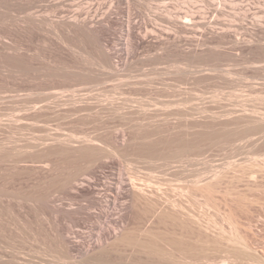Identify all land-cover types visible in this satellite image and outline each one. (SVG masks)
<instances>
[{"label": "rangeland", "instance_id": "374dc122", "mask_svg": "<svg viewBox=\"0 0 264 264\" xmlns=\"http://www.w3.org/2000/svg\"><path fill=\"white\" fill-rule=\"evenodd\" d=\"M64 1L48 0V2H47V0H46V2H45V0H41V1L40 0H33V1H31V0H28V1H26V0H17V1L16 0H0V11H1L0 12V123L1 122L4 123V124L1 123L2 126L0 124V126H1L0 128H3V129H0V144L5 145V146H1V147H5V148L7 147L6 149H8V150L9 149L12 150L11 148L14 149L15 147L17 149L20 148L21 150L24 151L23 154H25V150L28 148L29 145H31V144L35 145L36 144L35 146L37 147L39 142L41 143L42 141L46 140L45 137L51 138V137L55 136V138H54L55 142L53 141V138L47 139V140L51 141V142L49 141V145H50V143H52V144L56 143V141H57L56 136H59L58 138H60V136L62 134V136H61L62 138H60L61 140L65 139V141H66L68 139L69 141H71V139H73V138L69 139V137H73V135L75 133L76 137H74L73 141H71V142H72V144H75V143H73L75 140L77 143V145L75 144L76 146L81 145V143L78 144V141H80V140L83 141L84 139L82 137L85 138L87 136H91L93 139L98 140V142H99V143L97 142L98 145L105 141V143H107V145H105V143H103L100 146L103 145L104 147H107V149L110 150L111 152H116V151H114V150H116V148H118L117 147L118 144L116 143V140H117L116 137L119 136L118 139H120V137H121L120 140H122V139L125 140V137H127L128 139H131V137H132L134 139L135 138L134 135H136V137H137L138 133H139V135L141 134L140 133L141 130L139 127L140 123L144 124L146 122L145 124H147V127L150 125V123H151V125L153 123L150 120H146L144 122V120H142L141 117H139L137 115L133 116L130 119H124L120 115L118 116V114H115L111 111L112 109L110 107L112 106V104L113 105L115 104L114 106H116V107L118 106V108H120L119 111L121 113L123 112V114H124V112L127 113L129 110L130 111L128 113H130L133 108L138 109V108L143 107L145 109L148 108V110H146V111L148 113H150V115H151V113L160 115V116H158L159 119L155 118V119H157V123L159 125L157 123H155V125H152L153 128H151L150 126H149V128L151 130L153 129L152 131H155L156 129H154V128H157L159 126V130H160L159 133L161 135L164 133L163 134L164 136L162 135V137H161L159 134L158 136H160V138L158 136H156L158 138L155 137L153 140H150L152 143V144L150 143L151 148L154 146V144H156V142H158V144L161 143L163 141L162 139H164V138H167V140L172 141V139L174 137L173 141L178 140L181 143L182 140H184V142L186 143V141L189 140V138L191 137V135L187 133L188 129L186 130V128H188L189 125H192L193 124L192 122H194L193 120H195L197 118L198 120L196 119L195 122H198V123H195V124H198L199 130L201 129L200 131H201V134L203 135V142L204 143H201L202 145L200 147L202 149L201 148H200L201 150L199 149L200 155H199V153H197V156H196L198 161L199 160L200 161H199V163L196 164L197 166H192V169L194 167L195 168L199 167L197 171L200 174L201 178L204 179L203 180L204 183H205V181L209 182V180H211V177L213 175L219 173V171L220 172L222 171V173L224 170L228 171V173L224 171L225 173H227V174L224 173L227 176V177H225V179H222L224 181H222V180H221V182L217 181V184L214 183V185L211 186V187H214L213 190L210 191L211 188L207 189V190L205 189L206 191L203 190L202 193L201 192L199 193L200 194L198 197L199 205H197L198 204V201H197V204L195 206L196 208L194 207V210H192V211L197 213L198 218L201 216L200 221L204 226L203 232H205V230L207 231V229L209 228L208 231L209 232L213 231V232H211V233H213L211 235H214L217 232V230H219V227L220 228L223 227L228 232L231 231L230 230L231 224H229V221H228L229 218L228 217H229V214H231V212L233 211L232 214H234V215L231 214L230 218H231V220L235 219V222L237 221L238 224L241 221L240 225H239L240 226L239 228L241 229L240 230L241 233L243 235L248 234L245 236H249V234L254 236L256 234V236H254V238H253V241L257 240L258 242L264 243V240H263L264 239V228H263L264 227V224H263L264 223V207H260L257 205L252 206V207L249 206V204L246 202L247 200L244 198V196L246 197L245 194H247V193L250 194V190L248 191L249 188H247V185H248L246 183L247 181L244 180L242 182L241 179H240L241 181L238 179V178L242 177V173H243V171H242L243 168L241 167L242 168L241 169L240 166L246 164L244 162L247 160V158L253 156L254 151L256 149H257L255 151L256 153H261V151H259V150H262L261 148L264 144V142H262V141H264V132L262 130L263 128L262 129L260 128V126H263V122L260 121V119L263 116L261 113L264 114V0H181L182 4H183L181 7V10H179V7L177 6V0H130V1L128 0L129 2L125 1V4L123 5L124 11H125L124 13H122V11L114 3L115 0H72V1L71 0H64ZM51 2H53V3H51ZM57 2L60 4H57ZM173 2H174V4H173ZM55 3L59 8L55 5ZM29 4H31V6L36 5L37 9H33L34 11L31 10L32 12L30 10L27 12L26 10H28L27 6ZM44 5H47L48 7L44 6ZM14 6H17V7H14ZM41 6L42 7L44 6V7L40 8ZM22 7L26 8V10L24 8L22 9ZM54 8H56V9H54ZM49 9H51V11ZM46 10H47V12H46ZM189 10L199 11L200 15L198 14V18H199V21L201 22V25H200L201 27L197 29L198 31H196L192 27H191L192 29L191 28L189 29V27H190L189 25H188L189 27L186 26V28H185V26L182 27V25L177 23V26H176L175 25L176 23L170 22L169 19L167 18V16H169V14H172L174 16H178V15L181 16V14H182V16H183ZM79 11L82 14L79 13ZM168 11H169V14H168ZM181 11L182 12L184 11L185 13L184 12L182 13ZM31 13H33V14H31ZM39 13H40V15H38ZM25 14L27 17L25 16ZM45 15H47V16H45ZM30 16H32V17L30 18ZM91 16H93V17H91ZM101 16H102V18H101ZM77 17H79V18H77ZM85 17L88 20H95V21H97V19L102 20V21L105 19L106 21L105 20L103 21L104 25H106L107 27L109 25V27L107 28L108 31L106 30V32L103 36V39H104L103 45L105 48V49H103L104 51L100 50L101 48H99V46L95 43V40H93V37L92 38L89 37V35H90L89 33L86 34L88 32V30L81 27L84 23L83 21L85 20V19L83 20V18H85ZM107 17H109V18H107ZM42 18L45 20L43 21ZM46 18H48V19L50 18L49 22H48V19H46ZM31 19H32V22H31ZM107 19L108 20L113 19L115 21H118V24L112 25L108 22ZM35 20L38 23H36ZM40 20H42V22H40L41 24L39 23ZM24 22H25L26 26L23 25ZM44 22H47V23L43 24ZM122 22L125 25H122ZM71 23H73V24L75 23V24L71 25ZM81 23H82V25H81ZM69 24L71 25V27ZM209 24H211V25H209ZM81 28L84 30H82ZM93 28H95V27H93ZM52 29L53 30L55 29L54 31L56 32V34H58L57 37H56L55 32L51 31ZM213 29L215 32L213 31ZM84 31H85V33H84ZM83 33H84V36H86V37L83 36ZM92 40H93V42H92ZM94 43L96 44V46ZM131 43H134L135 44L134 46H136V47H133V44H131ZM174 43H176V44H174ZM178 45H179L180 49L179 48L177 49ZM72 48H73V50H72ZM92 48H93V50H92ZM178 50H180V51H178ZM108 54L109 55L112 54V58H110L111 56L109 57ZM105 58H108V59L106 60ZM92 59H93V61L94 60H96V61L91 62ZM197 59L201 60V61H198V64H196ZM108 60L110 62H106V63H108L109 66H108V64H105V61H108ZM191 62L193 64L194 63L195 64L193 65ZM110 64L113 68L110 67ZM197 65H199V66H197ZM192 66H194V67H192ZM190 70L192 72H190ZM179 71H180V73H179ZM191 75H193V76H191ZM196 80H197V83H196ZM177 81H178V83H177ZM175 83L176 84H179V83L183 84V85L180 84V86L183 87V90H175V88H174ZM165 84H167V85H165ZM165 86H167L168 88ZM171 87L174 89L172 90ZM74 92H75V94H74ZM51 94L52 95L55 94V95L52 96ZM59 97H60V99H59ZM72 97L75 100H73V99L71 100ZM77 97H78V99H77ZM61 98H63V100ZM65 98H66V100H64ZM49 99H50V101H49ZM76 99L78 100V102H76L77 101ZM64 101H66V102H64ZM79 101H81V102H79ZM126 101H128V102H126ZM136 101H137V103H136ZM141 101L142 102L144 101L143 102L144 104ZM36 102H38V103H36ZM84 102L85 103L87 102V104L90 106L89 108L92 107V109H94L96 107L95 111L94 110L91 111L89 109L91 112L94 111L93 112L94 114L91 113L88 109L86 111L81 110L82 112L80 111V109H79V111H77V109H75V107L76 108L82 107L83 106L82 104H84ZM88 102L89 103L93 102V103L89 104ZM110 102L111 103L113 102V103L111 104ZM132 102H135V103H132ZM145 102H147L146 103L147 108H146ZM174 102H177V103L173 104ZM68 103H69V105H68ZM72 103H74V104H72ZM79 103L81 104V106ZM94 103L97 106H94L95 105ZM108 103H110V104H108ZM140 103H141V106H140ZM166 103L170 106H168ZM24 104H26V105H24ZM76 104H77V106H76ZM42 105H45V106L42 107ZM50 105H51V107H50ZM54 105H55V107H54ZM61 105H62V107H61ZM84 105H86V104H84ZM152 105L154 108L152 107ZM164 105H165V108H164ZM171 105L172 106L174 105L173 106L174 108ZM177 105H178V107H177ZM38 106L42 107V108L38 109ZM67 106H69V107L67 108ZM99 106H101V107H99ZM137 106H139V107L137 108ZM45 107H49L50 109L47 108L48 110L45 111V109H44ZM191 107L194 111H191L192 110ZM196 107H198V109ZM106 108H108L109 110ZM105 109H106V111H105ZM154 109L157 110L158 113H156L157 111H154ZM60 110H61V112H60ZM102 110H103V112H102ZM187 110H189L188 111L189 113L187 112ZM197 110H198V112H197ZM153 111H154V113H153ZM31 112H33V113H31ZM95 112H97V115L98 114L99 115L97 116ZM173 112H174V114H173ZM55 113L58 115L56 116ZM80 113H82V115ZM165 113H166V115H165ZM179 113H180V115H179ZM186 113H188V115ZM78 114H80L81 116ZM91 114H92V116H91ZM161 114H163V115H161ZM182 114H184V115H186V117H188V119L185 117H183V119H187L189 124L187 123L186 120H182V116H183ZM190 114H191V117H190ZM34 115H35V117H34ZM84 115L86 117H84ZM164 115L166 117L168 115L171 116L170 119L172 121H175L176 119L178 121L176 120L174 123L169 119V116H168V120H170V121L167 120L165 123L166 117ZM193 115H194V117H193ZM249 115L251 116V117H249L251 119L252 118L253 119L258 118L257 120H259V121H257L256 119H254V120L252 119V121L254 122L256 120V122H259V123H255L256 125L253 123L252 124L253 126L251 127L249 122L248 123L244 122V121L234 122L236 118L238 120H240L239 119L240 116H241L240 118H242L243 116L247 117ZM25 116L28 118H26ZM87 116H88V118H87ZM113 116H114V119H113ZM115 116H117V118ZM136 116H137V118H136ZM161 116L163 118H161ZM195 116H196V118H195ZM254 116H256V117H254ZM23 117H24V119L25 118L26 119L24 120ZM32 117H33V119H32ZM41 117H42V119H41ZM95 117H97V118H95ZM67 118H68V120H67ZM98 118H99V120H98ZM231 118L232 119L234 118V119L232 120ZM51 121H53V122H51ZM79 121L81 123H78ZM94 121H97V122L95 123ZM147 121H148V123H147ZM26 122H28V123L26 124ZM32 122H35V123H32ZM154 122H156V120ZM163 122L166 125L163 124ZM240 122H242V123H240ZM109 123H111V124H109ZM233 123H235V125ZM239 123H240V125H239ZM160 124H161V127H160ZM172 124H173V126H170ZM227 124H228V126H227L228 132L225 131L226 126L225 127L223 126V125H227ZM260 124H262V125H260ZM162 125H164V127ZM168 125H169V127H168ZM39 126H41V127H39ZM44 126H47V128H51V129H46V127L44 129ZM134 126H136V127H134ZM181 126L182 127L184 126L185 129H184V127L182 128ZM199 126H200V128H199ZM257 126H259L258 127L259 131L256 129ZM147 127L144 129H147L146 131H149L150 129ZM172 127H173V129H172ZM174 127L175 128L177 127L176 130ZM135 128H137V129H135ZM169 128H170V130H169ZM57 129L60 131H58ZM112 129L115 131H113ZM138 129H139V132H138ZM42 130L43 131L46 130L47 134L44 133L45 131L43 132ZM117 130L121 134L119 133V135H118ZM164 130L166 131V133ZM177 130H178V132H176ZM232 130H233V132H232ZM156 131H158V130H156ZM172 131L174 133L175 132L176 133L174 134ZM179 131H181V132H179ZM223 131H225V132L223 133ZM252 131H253V133H252ZM100 132L103 134V136ZM218 132L220 133V135L218 134ZM48 133L51 135L50 137L48 136ZM260 133H262V134L260 135ZM44 134H46L47 136H44ZM123 134H124V137H123ZM186 134H188L187 137H186ZM224 134L226 136H224ZM228 134H229V136H228ZM40 135H42L43 138H45V139L43 140V138ZM68 135H70V136H68ZM78 135H80V136H78ZM113 135L114 136L116 135V136L114 137ZM177 135H178V137H177ZM181 135H182V138H181ZM202 135H201V137H202ZM188 136H190V137L188 138ZM216 136L219 138H215ZM230 136L231 137L234 136V137L230 139ZM66 137H67V139H66ZM183 137H186L187 140L185 141L186 138H183ZM257 137H258V139H257ZM39 138H41V139L38 140ZM77 138H78V141H77ZM98 138H101V139L99 140ZM108 138L111 140H109ZM133 139H131V140H133ZM157 139H158V141L155 142L154 140H157ZM206 139L209 142H207ZM37 140H38V142H37ZM107 140H108V142H107ZM31 141H32V143L30 144L29 142H31ZM178 141H176L174 143L179 144ZM44 142H42V143H44ZM129 142H130V140H129ZM141 142H143L142 145L145 147H143L141 144H139ZM141 142L139 141L138 145H136L137 143L132 141L131 144L134 143V145L136 146V150L138 151V149H137V147H138L139 149L141 148V150H139V151L143 152L144 148L145 149L147 148L146 145H148L147 143L149 141L146 142V141L141 140ZM144 142H146V144ZM165 142H167L166 139H165ZM253 142H255V143H253ZM45 143H44V145H42L43 149H45L44 148L45 146L48 147L47 142H45ZM108 143H109V145H108ZM162 143H164V142H162ZM256 143H257V145H254ZM41 144H39V145L41 146ZM56 145H57V143L53 144V146H56ZM75 145H73V146H75ZM134 145L132 144L133 147H134ZM25 146H27V148ZM155 146L160 148L161 145H155ZM253 146H255V150H253L254 149ZM23 147H25L26 149L24 148L25 149L24 150ZM259 147H261V148H259ZM34 148L35 147L33 146L32 149H34ZM42 148L41 147L39 148L40 152H39L38 148H37L38 150H33L34 152L32 151L33 154L36 151L35 156L28 149L29 153L32 154L35 157V159L33 158L34 160H32L31 159L32 155H30L28 153V155L30 157L28 160V163L24 162V164L22 163L20 165V167L16 166L17 169H16L15 165L12 166L14 164L12 161H7V162H9L8 166L10 164L9 167L6 165V162L5 163L2 162L4 164L0 163V164H2V167L5 168L7 166L10 169L9 170L6 167L5 169H7V170L4 171V168L0 167V169L1 168L3 169L0 171V173H1L0 174L1 190L2 189L4 190V187H5L6 188L5 191L7 189L8 190L6 192L8 193V191H9L8 195L11 194V192L13 193V195H14L13 198H15V195H18V196H16L17 199L16 198L11 199L12 197L11 198L7 197L8 199H6V201L8 200V204H7V202L3 201L6 203L5 206L4 205L2 206V204H1V203H3L2 201L0 202V205L2 206V208L0 206V258H3V259H0V260H2V261H0V264H2L3 261H4V264H6V261L8 263V261L13 259L14 257H17V259H21L19 261L22 263H23V261L24 262H30L31 261V263H33V264H36V263L37 264H41V263L46 264L47 261H51V262H54L53 264H56V263L57 264H61V263L63 264L62 261H64L63 260L64 258L62 259V261L60 263L57 262L58 258L55 259V257H57V255L59 256V254H60V253H58L59 252L58 248H56V247H59L57 245L59 241H58L57 236L55 235V234H57L58 228L56 229V227H58L57 226L58 224L60 225V228H63V230L67 233V235L69 234L71 237H74L77 241L78 240H82L84 242L87 241L86 243H88V244L98 243L99 242L98 239H100V237L106 238L109 235V232H107V230L109 229L110 226H112V223L109 222L110 221L109 219H104L102 221H99V226H100L99 230L95 229V226L93 225L92 222L87 223L84 219H81V221L79 220L80 222L76 221L77 223H74V222L70 223V221L68 219H66V220L61 219V220H58L57 222H55V219H54V222L56 223L55 224L54 222H52L53 217L51 216L49 211L46 210L47 208L44 207L45 211L44 210L43 211L44 212L47 211V212L45 213V216H43V212L41 213L40 209H39L40 207H38L40 203L38 204V202H36L37 203L36 204V203L32 202V204H27L28 200H26V198H25L26 196H30L33 194L32 196H30L32 198L34 196V194H35L34 197H37L38 194L46 196V193H47V196L52 195V196H50L51 199H48L49 200L48 203L51 201L50 202L51 204L49 203L51 207L54 204L53 207L59 206L58 208H61V209L65 210L66 212L68 211V213L69 212L71 213L72 210H73V212L75 210L77 211L81 207L85 208V211H87L88 214L89 213L91 214L95 211V209H92V211H90L91 208L89 207V201L86 200V197H83V196L80 197V195L77 196L78 194H81V193H79L80 191L75 188V186L77 187V185H75L74 188L69 189V192H65L64 190L61 189V187H59L60 185H56V183L58 184V180H59L58 177L60 176L59 173L61 175L63 174L62 176H60L61 179L65 176L64 178L66 180L69 178L68 173H70V175L73 176L74 173L76 174L77 170L79 171V168L80 169H81V167L85 168L86 165H87V167H89L88 166L89 162H90V160L88 158L89 152L87 153L86 151H83V153H82V151L80 150L81 153H78V152H80V151H78V149L76 151H74L75 149H73L72 151H74V153H78V154L73 155L72 151H70L72 155L70 154V152L68 153L67 151H64L65 153L63 154L62 150L59 151L60 154L58 151L55 152L56 154H53L54 152L51 154L50 152H52V150L55 151L57 148L55 150H54V147L53 148L51 147L52 150L46 148L49 150L48 155L51 154L50 155L51 157L49 156L52 160L51 162L52 163L54 162V164H52L51 166H54L56 164L54 169H52L53 167L52 168L50 167V169H52V170L51 171L48 170L46 173L45 171H40L39 167H37V165L39 166V164H40L39 161L40 160L43 161L42 159H40L38 161V159H39L38 157L44 158L46 156L47 158L44 160L50 161L49 160L50 158L48 159L47 153H46V155L44 154L48 150H46V149L43 150ZM162 148H163V146H162ZM162 148H160V149H162ZM131 149L130 150L128 149L129 153H131L133 155V156L132 155L130 156V159H127V160L123 159L122 160V158L118 159V156L114 155V156H112L111 160H115V161H111L108 158L106 160V162L108 161V165L106 166L107 168L106 167L101 168V169L99 168L100 170H98L99 171L98 174L101 175V173H102V175H101L102 177H103V174H104V176L108 175L107 173L109 171H110L109 175L115 174L116 176L117 175L121 176L119 174H122V175L123 174H126V175L131 174V172L134 171L133 167L136 164L138 171L144 175V174H146V172H148L149 169H151V167H154L155 164L154 165L152 163L150 164V160L145 161L146 160L145 158H143V160L142 159H135L134 160L133 157L134 158L138 157L139 154L141 155L142 152L141 153L139 151L137 152L135 150V147L133 150H131ZM28 150H26L25 155H27ZM41 150L44 152H42ZM162 150H164V149H162ZM130 151H132V152H130ZM16 153H18V152H16ZM20 153H22V152H20ZM66 153H67V155H65ZM249 153H251V155ZM36 154L37 155L40 154V156H36ZM81 154L82 155L86 154L88 156L86 157V155H85V156H82L83 158L82 157L80 158V156H78V155H81ZM41 155H42V157H41ZM53 155H54V157H53ZM170 156H171V154L170 155L168 154L167 157L171 158L172 156L171 157ZM173 156H174L173 158H175V155H173ZM68 157H70V158H68ZM85 157L88 158V160L87 159L85 160L84 159ZM113 157H115V158H113ZM66 159H67V161H66ZM76 159H80L81 161L76 160ZM82 159H84L87 162L89 161V162L88 163L84 162V160H82ZM35 160H37V161L35 162ZM116 160H118V161H116ZM128 160H130V161H128ZM137 160H138V162H137ZM170 160H171V164H170L171 167L169 166V168H170L169 170H171V171L168 170L169 171L168 177H169V179H171L172 182H174L172 184L178 185V183L180 181L176 182V180H178V178L180 180L181 177L183 179V181H181V182H184V180H185V182L187 180H189L188 176H190V175H188V174H190L189 173L190 171H188V173L187 172L185 173L187 176H181V174H179L180 171H178V173H176L177 170L181 169L180 168L181 163H179V164L177 163V162H179L178 161L179 159L175 158L172 160V158H171ZM175 160H176V163H175ZM29 161H33L34 163L33 162L30 163ZM122 162L124 165L122 164ZM160 162L162 163V161H159V163ZM84 163H86V164L83 166ZM119 163H120V165H119ZM131 163H133V164H131ZM128 164H130L131 166ZM138 164L140 166H138ZM237 164H238L239 168L237 167ZM239 164H240V166H239ZM230 165H232V166H230ZM33 166H34V168H33ZM178 166L180 169H178ZM35 168H37V169H35ZM75 168H77V169H75ZM86 168L84 169L85 171H86ZM55 169H57V170H55ZM82 170L83 169H81V172H82ZM84 170H83V172H85ZM240 171H242V173L239 176ZM81 172H80V174H81ZM83 172H82L83 175L82 174L79 175L83 178L82 179L79 177L80 180H82V181H80V183H83V182H85L86 179L90 178V176H87L88 174L85 175ZM238 172H239V174H238ZM64 173H65V175H64ZM38 174H40V175H38ZM176 174H177V176H176ZM127 176H129V175H127ZM52 177H53V179L56 178L57 181L54 179L56 181L55 182L52 179ZM84 178H86V179H84ZM226 178H228V180ZM233 178H235V179H233ZM50 179L53 180V182H51ZM37 181H39V182H37ZM42 182H43V184H41ZM222 182L223 183L225 182V183L223 184ZM53 183H55V184H53ZM63 183H64V181H63ZM80 183L77 182L76 184H80ZM234 183L236 185H234ZM59 184H61V183H59ZM230 185H234V188H233V186H230ZM260 185L264 186V181ZM61 186H62V184H61ZM99 188H101V187H99ZM235 188H236V190H235ZM255 188H259V186H256ZM17 189H19V190H17ZM57 190H59L60 192ZM227 190L229 191V193ZM17 191H19V192H17ZM20 191L22 192V194ZM233 191H235V192H233ZM230 192L233 193V195L237 193V195H234L232 197L231 195H229ZM66 193H68V194H66ZM252 193H254L255 196H257V197L264 198V193L262 191H260L259 189L254 190ZM241 194H242V196H240ZM19 195L24 196L25 200L23 197H22L23 199H19L20 198ZM94 195H95L94 197H96V198L98 197L97 192ZM238 195L241 197V201L238 198L239 197ZM235 196H238V197H235ZM30 197H27V199H30ZM1 200H4V199H1ZM126 200H128V199H126ZM187 200L190 201L188 198H187ZM239 201H240V203H239ZM29 203H31V202L29 201ZM189 203L190 202H188L186 205L188 206ZM228 203H229V205H228ZM231 204L234 208H235V206L238 207L236 204H238V205L240 204V205L238 208L234 209L233 207L229 208V207H231L230 206ZM245 204H248V207H246ZM34 206L38 207V209H36ZM3 207L4 208L7 207V209H4ZM249 207L252 208V212H251ZM132 208H133L132 210L130 209L131 212L128 211L127 216L124 215L127 213V211H126V213H124L125 212L124 211V212H122L124 217L123 216L120 217L123 220V222L125 221L124 223H126L125 225L122 224L123 228H122L121 233L124 230L122 235H123V237H126V239H123V240H125V241L127 240V241L126 242L121 241V244H119L121 246L119 248H118V246H116L115 249L118 248L117 250H115V251H117V253L114 252V250H113L112 251L113 253L111 252L110 255L107 256V259H106V260L109 259L110 261L108 260L107 262H104L105 264H136V263L142 264V262H143V264H146L147 262L150 261V260L147 261L148 256L152 255L151 252L156 249V246L161 245L160 248L162 247L161 249H163V250H169L170 245H171V247H173L174 244L172 243L173 242L172 238L174 236L175 239H173V240L176 241V238H177L176 235L180 236V237L184 236L183 238H185V239L178 238L177 240H179V241H181V240L189 241L190 240L189 242L193 245L194 242H192V241L195 240L194 237L191 236V235H193V233H191L193 231H191L189 228H186L188 226H185V228H184L185 231H184L182 228L183 222H182L181 226L176 225V222H174V221L178 220L177 223L181 224V221H183L182 218H180V221H179L178 218H176V220H175L171 217L168 218V216L166 215L167 217L162 218L163 219V221H161L162 223L159 221V219L158 220L155 219L153 222L148 223V220L146 217L150 216L149 214L144 212L148 215L147 216L146 214H144V215H146V217H145L143 215V212L140 211L141 209L138 210V208L137 209L135 207H132ZM134 208L136 209L137 212L134 211ZM197 208H198V210H197ZM247 208L250 210V213L247 212V211H249ZM195 209H196V211H195ZM35 210L36 211L39 210V214H37L38 212H34ZM48 210H49V208H48ZM113 211L112 212L115 213V210H113ZM134 213L136 216L134 215ZM251 213H253V214L249 215ZM40 214H42V215L40 216ZM46 214H47V216H46ZM235 215H237L238 217L237 216L235 217ZM253 215H255V217H256L255 219L257 220V221H255V223L253 221V218H254ZM117 216L118 215H116V216L112 215V217H114V218H116ZM232 216H234L235 218H233ZM261 216L263 217V220L261 219L262 221H259V217L262 218ZM137 217H138V219H137ZM248 217H251L252 218V219H250L251 222L255 224V225L252 224V227H251L252 232L255 230L254 231L255 234L254 233L252 234L249 231V230H251L250 228L248 229L249 226H247V225H249V222H250V221H248L249 220ZM60 218H62V217H60ZM143 218H145L146 220ZM227 218H228V220H227ZM171 219H173V220H171ZM142 220H145V221H142ZM167 220H169V221H167ZM246 220L248 221V223ZM60 221H61V224L59 223ZM165 221H167V222H165ZM171 221H173V223ZM244 221H245V224H241V223H244ZM139 222H140V224H139ZM163 222L166 224H164ZM52 223H54L56 225V227H54L55 225H52ZM134 223H136V224H134ZM211 223H213V224H211ZM157 224L159 225L160 228L158 227ZM261 224H263V225H261ZM151 225L154 227V229H155L154 232L157 234L156 235L157 237L155 236V233H152L150 235L148 234L147 236L149 238V237H151V235H154L157 239L154 236H152L154 239L152 237L150 239H148L146 236V239H143V244H142L141 238L143 235H144L143 236V238H144L146 234H144L142 232V234H143L142 235L141 233H138V232H141V230L144 228H150ZM171 225H173L175 227H173ZM206 225H209V226H206ZM242 225H244V226H242ZM245 225L247 227H245ZM63 226H65V227H63ZM92 226H94V227H92ZM135 226L139 227L138 229L136 228L137 231L136 230L134 231ZM178 226H179V228H178ZM205 226H206V228L207 227L208 228L205 229ZM253 226H254V228H253ZM256 226H258L257 229H256ZM131 227H134V228H131ZM153 227H151L150 230ZM176 227L179 229V231H181V234L184 231L183 234H186L188 236L185 237L186 235H180L179 234L180 232L178 233L179 235L174 234V230H175V232L178 231V229ZM210 228H212V229H210ZM214 228H217V229L215 230ZM262 228H263V230H262ZM139 229H141V230H139ZM158 229H160L162 231H160ZM187 229L191 233V234L189 233L190 235L187 234L188 233ZM245 229H248V230H245ZM156 230H158L159 233H157ZM214 231H215V233H214ZM106 232L108 233L107 236H105ZM126 232H127V235H126ZM128 232H129V234H128ZM246 232H248V233H246ZM103 233H105L104 236H103ZM131 234L133 235V238L136 237L133 240H137V238H138L139 244H142V245H140L141 248H144L143 246H145V244H146L144 242V240H147L146 241L147 243L149 241L150 242L152 241V243L147 244V246H145V247L147 248L151 244L152 245L156 244V245H154L155 249H153V247L150 246V249H152L151 252L148 248H147L148 250H146L144 248L145 250L142 249V250H140V251L138 250V252H136L137 251L136 246H138L139 244L136 241L137 245L136 244H135L136 246L132 245L133 243H135V241L130 239V238H132ZM140 234H141V236H139ZM211 235L209 236L208 233L206 235V232L202 233L201 238L203 237L204 240L202 239V241H200L197 244V246L199 245L198 247L194 243V245L197 249L193 247L194 245L193 246L191 245L192 248H188V247H190L189 242H186V244L183 242L185 245L182 244V241L181 242L176 241V242L180 243L184 248H185V246L187 247V251H188V252H186L187 254L185 253L186 250L184 251V249L182 248L184 255L185 254H186V256L188 255L187 257H190V259L196 258L195 261L198 260V262L199 261L204 262L201 264H206L209 262L210 263L213 262L211 264H231L233 262H235V264H241L243 259L241 260L240 257L234 258V256L238 255L239 252H236L237 254H234L235 252H231V250L229 251L228 248H225V247H227L225 244H220L221 242L219 241L220 242L219 243L216 240V238L214 236H211ZM83 236H85V237H83ZM109 237H111V236H109ZM123 237H121V238H123ZM190 237H192V239ZM208 237H210V239ZM212 237H214L215 240ZM249 237L251 238V236H249ZM82 238L87 239V240H83ZM169 238H171L172 242L169 241L170 240ZM128 239L131 240V242H129L128 245H130L131 248H133L135 246L136 251L134 250V248L129 249L130 247L127 245ZM139 240H141V241H139ZM259 240H261V241H259ZM110 241L112 242V241H114V239H112ZM257 241H254L255 242L254 246H256L258 244ZM163 242H164V244H163ZM167 242L171 243V244H169V246H167L168 248L166 247ZM208 242L210 245H211V243L213 245L210 246L208 244ZM256 242H257V244H256ZM43 243H44V245H42ZM118 243H120V241ZM261 243H260V246L263 245ZM203 244H205V245H203ZM206 244H207V246H206ZM216 244H217V246H216ZM45 245L48 247V249ZM116 245H118V244H116ZM221 245H225V247L221 246ZM165 247H166V249H165ZM216 247H218V248H216ZM257 247H259V244L257 245ZM257 247H256V249H258ZM158 248H159V246L157 247V249ZM224 248H225V251H224ZM159 249L156 250L157 252L155 251L157 253V255L153 251L154 252L153 255H155V257L150 256V257H154L156 259V262L150 261L148 264H151V262H152V264H157L158 262H160L159 264H161V263L162 264H164V263L168 264V261H169L168 259H172V258H170L171 255L167 256L168 259L165 258L163 255H160V254H163L164 251L159 250ZM190 249H192V250H190ZM195 249H196V251H195ZM200 249H201V251H200ZM260 249H261V247H260ZM170 250L172 253L173 248H171ZM211 250H212V252H211ZM141 251L142 252L146 251V253L149 252L150 254L148 253V255L146 254L147 256L144 257L145 252L142 253ZM158 251L159 252L162 251V253H158ZM204 251H206V253ZM207 251H209L211 254H208L209 252H207ZM38 252H40V253H38ZM41 252L42 253L45 252V253L41 254ZM47 252H48V255H47ZM165 252H169V254H170V251H165ZM227 252H228V254H227ZM230 252L233 255H231ZM13 253L15 256L13 255ZM45 254H46V256H45ZM111 254L113 256H111ZM141 254H143L144 256ZM165 254L168 255L167 253H165ZM200 254H202V256H200ZM206 254H208L209 256ZM11 255L14 257L13 258L10 257ZM19 255H20V257H19ZM35 255H38V256H35ZM138 255H140V256H138ZM239 255H241V254H239ZM32 256H33V258H32ZM39 256H43V257H39ZM158 256H160L161 258H164V260L161 259L164 263L161 262V260L159 259ZM199 256H200V258H199ZM205 256H207L208 258ZM62 257H64V256H62ZM241 257H243V256L241 255ZM26 258L29 261H27ZM42 258H43V260H42ZM154 258H150V259L154 260ZM157 258L160 261H158ZM225 258H228V259H225ZM52 259H53V261H52ZM69 259L71 260V258H68L67 260L64 261V263L69 262L70 261ZM144 259H146V263H145ZM165 259H167L168 261ZM204 259L207 260L208 262L205 261ZM237 259L238 260L240 259V261L237 262ZM11 261H9V263ZM19 261L17 260L18 264L20 263ZM32 261H34V262H32ZM72 261H75V260L72 259ZM17 262H16V264H17ZM169 262H171V261H169ZM172 262L169 264H172ZM200 262H199V264H200ZM11 263L13 264V262H11ZM22 263H20V264H22ZM242 263L246 264L245 261H243Z\"/></svg>", "mask_w": 264, "mask_h": 264}, {"label": "bare ground", "instance_id": "6f19581e", "mask_svg": "<svg viewBox=\"0 0 264 264\" xmlns=\"http://www.w3.org/2000/svg\"><path fill=\"white\" fill-rule=\"evenodd\" d=\"M17 1V0H16ZM26 1H28V0H26ZM31 1H33V0H31ZM41 1V0H40ZM57 1V0H56ZM61 1H64V0H61ZM72 1V0H71ZM125 1H128V0H115V4L117 5V7L122 11V13H124L125 11H124V8H123V5L125 4ZM130 1V0H129ZM128 1V2H129ZM25 2V1H24ZM23 2V3H24ZM30 2V1H29ZM45 2H46V0H45ZM47 2H48V0H47ZM50 2V1H49ZM59 2V1H58ZM57 2V4H60V3H58ZM65 2V1H64ZM63 2V3H64ZM69 2V1H68ZM67 2V3H68ZM13 3V2H12ZM32 3V2H31ZM51 3H53V2H51ZM11 4V3H10ZM27 4V3H26ZM34 4V3H33ZM44 4V3H43ZM74 4V3H73ZM173 4H174V2H173ZM16 5V4H15ZM20 5V4H19ZM22 5V4H21ZM53 5V4H52ZM55 5H56V3H55ZM65 5V4H64ZM182 1L181 0H177V6L179 7V10H181V7H182ZM44 6H47V5H44ZM43 6V7H44ZM57 6V5H56ZM75 6V5H74ZM114 6V5H113ZM112 6V7H113ZM14 7H17V6H14ZM28 10H26V8H24V7H22V9L24 8L27 12L30 10H33V9H37L36 8V5H34V6H31V4H29L28 6ZM42 6L40 7V8H43ZM48 7V6H47ZM46 7V8H47ZM50 7V6H49ZM58 7V6H57ZM61 7V6H60ZM64 7V6H63ZM73 7V6H72ZM116 7V6H115ZM167 7V6H166ZM8 8V7H7ZM51 8V7H50ZM59 8V7H58ZM6 9V8H5ZM54 9H56V8H54ZM50 11H51V9H49ZM53 10V9H52ZM169 10V9H168ZM178 10V11H179ZM34 11V10H33ZM40 11V10H39ZM112 11V10H111ZM1 12V11H0ZM32 12V11H31ZM38 12V11H37ZM46 12H47V10H46ZM182 12V11H181ZM180 12V13H181ZM184 12V11H183ZM182 12V13H183ZM53 13V12H52ZM78 13V12H77ZM79 13H81L80 11H79ZM85 13V12H84ZM112 13V12H111ZM110 13V14H111ZM185 13V12H184ZM27 14V13H26ZM26 14H25V16H26ZM31 14H33V13H31ZM37 14V13H36ZM35 14V15H36ZM82 14V13H81ZM108 14V13H107ZM168 14H169V11H168ZM167 14V15H168ZM198 14H199V11H193V10H189V11H187L183 16H182V14H181V16L180 15H178V16H174V15H172V14H169V16H167V18L169 19V21L170 22H173V23H176L175 25L177 26V23H179L180 25H182V27L183 26H185V28H186V26H188L189 27V29L192 27L193 29H195L196 31H198L197 29L198 28H200L201 26V22L199 21V18H198ZM30 15V14H29ZM28 15V16H29ZM38 15H40V13L38 14ZM42 15V14H41ZM44 15V14H43ZM85 15V14H84ZM89 15V14H88ZM91 15V14H90ZM200 15V14H199ZM37 16V15H36ZM45 16H47V15H45ZM44 16V17H45ZM49 16V15H48ZM81 16V15H80ZM97 16V15H96ZM105 16V15H104ZM112 16V15H111ZM27 17V16H26ZM32 16H30V18H31ZM40 17V16H39ZM42 17V16H41ZM43 17V18H44ZM75 17V16H74ZM91 17H93V16H91ZM110 17V16H109ZM109 17H107V18H109ZM34 18V17H33ZM38 18V17H37ZM42 18V19H43ZM77 18H79V17H77ZM88 18V17H87ZM99 18V17H98ZM101 18H102V16H101ZM113 18V17H112ZM25 19V18H24ZM46 19H48V18H46ZM50 19V18H49ZM49 19H48V22H49ZM85 19V20H84ZM91 19V18H90ZM26 20V19H25ZM30 20V19H29ZM37 20V19H36ZM35 20V22L36 23H38L37 21ZM45 19H43V21H44ZM83 25H82V23H81V27H83V28H85V29H87L88 30V32L86 33V34H90L89 35V37H93V40H95V43L99 46V48H101L100 50H102V51H104L103 49H105L104 48V39H103V36H104V34H105V32H106V30H107V28L109 27V25H108V27L106 26V25H104V23H103V21L105 20H98L97 19V21H95V20H88V19H86V17L85 18H83ZM108 20V19H107ZM52 21V20H51ZM106 21V20H105ZM213 21V20H212ZM31 22H32V19H31ZM34 22V21H33ZM40 22H42V20H40L39 21V23ZM72 22V21H71ZM77 22V21H76ZM108 22L110 23V24H112V25H116V24H118V21H115V20H113V19H109L108 20ZM30 23V22H29ZM45 23H47V22H44L43 24H45ZM54 23V22H53ZM190 23V24H189ZM209 23V22H208ZM35 24V23H34ZM41 24V23H40ZM73 23H71V25H72ZM75 24V23H74ZM73 24V25H74ZM23 25H25V22H24V24ZM38 25V24H37ZM36 25V26H37ZM49 25V24H48ZM54 25V24H53ZM52 25V26H53ZM70 25V24H69ZM71 25H70V27H71ZM78 25V26H79ZM122 25H125L123 22H122ZM209 25H211V24H209ZM26 26V25H25ZM28 26V25H27ZM31 26V25H30ZM35 26V25H34ZM51 26V25H50ZM55 26V25H54ZM38 27V26H37ZM93 27H95V28H93ZM40 28V27H39ZM55 28V27H54ZM132 28V27H131ZM191 28V29H192ZM47 29V28H46ZM72 29V28H71ZM82 29V28H81ZM55 30V29H54ZM53 29L51 30V31H53V32H55ZM82 30H84V29H82ZM58 31V30H57ZM80 31V30H79ZM85 31H84V33H85ZM108 31V30H107ZM195 31V32H196ZM213 31H214V29H213ZM194 32V31H193ZM215 32V31H214ZM52 33V32H51ZM80 33V32H79ZM84 33H83V36H84ZM55 34H56V32H55ZM107 34V33H106ZM55 36V35H54ZM58 36V34H56V37ZM84 37H86V36H84ZM83 37V38H84ZM88 37V38H89ZM196 37V36H195ZM194 37V38H195ZM135 38V37H134ZM63 39V38H62ZM197 39V38H196ZM91 40V39H90ZM93 40H92V42H93ZM138 41V40H137ZM66 42V41H65ZM139 42V41H138ZM94 43V44H95ZM140 43V42H139ZM178 43V42H177ZM70 44V43H69ZM81 44V43H80ZM90 44V43H89ZM88 44V45H89ZM96 44H95V46H96ZM131 44H133V47H136V46H134L135 44L134 43H131ZM137 44V43H136ZM174 44H176V43H174ZM181 44V43H180ZM71 45V44H70ZM83 45V44H82ZM81 45V46H82ZM93 45V44H92ZM73 46V45H72ZM86 46V45H85ZM94 46V47H95ZM182 47V46H181ZM70 48V47H69ZM79 48V47H78ZM82 48V47H81ZM84 48V47H83ZM98 48V47H97ZM96 48V49H97ZM98 48V49H99ZM179 48V45H178V47H177V49ZM183 48V47H182ZM86 49V48H85ZM89 49V48H88ZM87 49V50H88ZM180 49V48H179ZM72 50H73V48H72ZM77 50V49H76ZM82 50V49H81ZM92 50H93V48H92ZM91 50V51H92ZM183 50V49H182ZM178 51H180V50H178ZM190 51V50H189ZM94 52V51H93ZM101 52V51H100ZM106 52V51H105ZM108 52V51H107ZM182 52V51H181ZM195 52V51H194ZM193 52V53H194ZM110 53V52H109ZM192 53V54H193ZM89 54V53H88ZM91 54V53H90ZM195 54V53H194ZM82 55V54H81ZM96 55V54H95ZM103 55V54H102ZM101 55V56H102ZM109 55V54H108ZM182 55V54H181ZM92 56V55H91ZM100 56V55H99ZM104 56V55H103ZM111 56V57H110ZM192 56V55H191ZM197 56V55H196ZM200 56V55H199ZM82 57V56H81ZM106 57V56H105ZM109 57L110 58H112V54L111 55H109ZM90 58V57H89ZM109 58V59H110ZM95 59V58H94ZM99 59V58H98ZM106 60L108 59V58H105ZM87 60V59H86ZM89 60V59H88ZM193 60V59H192ZM94 61H96V60H94ZM93 61V59H92V61L91 62H94ZM198 61H201V60H198L197 59V61H196V64H198ZM106 62H110L109 60L108 61H105V64H108V63H106ZM87 63V62H86ZM99 63V62H98ZM192 63V62H191ZM193 64V63H192ZM195 64V63H194ZM193 64V65H194ZM95 65V64H94ZM200 65V64H199ZM199 65H197V66H199ZM108 66H109V64H108ZM104 67V66H103ZM110 67H112L111 66V64H110ZM189 67V66H188ZM191 67V66H190ZM192 67H194V66H192ZM113 68V67H112ZM109 69V68H108ZM105 70V69H104ZM179 70V69H178ZM190 72H192L191 70H190ZM196 72V71H195ZM179 73H180V71H179ZM178 73V74H179ZM197 75V74H196ZM191 76H193V75H191ZM198 80V79H197ZM197 80H196V83H197ZM165 82V81H164ZM182 82V81H181ZM177 83H178V81H177ZM183 83V82H182ZM173 84V83H172ZM180 84L181 83H179V84H176L175 83V86H174V88H175V90H183V87L182 86H180ZM184 84V83H183ZM183 84H181V85H183ZM150 85V84H149ZM165 85H167V84H165ZM185 85V84H184ZM170 86V85H169ZM165 87H167V86H165ZM163 88V87H162ZM168 88V87H167ZM172 88V87H171ZM174 88H172V90L174 89ZM61 90V89H60ZM68 90V89H67ZM169 90V89H168ZM174 90V91H175ZM186 90V89H185ZM58 91V90H57ZM71 91V90H70ZM75 91V90H74ZM53 93V92H52ZM63 93V92H62ZM71 93V92H70ZM64 94V93H63ZM74 94H75V92H74ZM52 95V94H51ZM53 95H55V94H53ZM52 95V96H53ZM68 95V94H67ZM80 95V94H79ZM42 96V95H41ZM46 96V95H45ZM59 96V95H58ZM83 96V95H82ZM47 97V96H46ZM79 97V96H78ZM78 97H77V99H78ZM88 97V96H87ZM58 98V97H57ZM56 98V99H57ZM70 98V97H69ZM91 98V97H90ZM47 99V98H46ZM59 99H60V97H59ZM62 100H63V98H61ZM73 99V97L71 98V100ZM76 99V100H77ZM83 99V98H82ZM89 99V98H88ZM42 100V99H41ZM45 100V99H44ZM64 100H66V98L64 99ZM73 100H75V99H73ZM90 100V99H89ZM110 100V99H109ZM116 100V99H115ZM31 101V100H30ZM29 101V102H30ZM49 101H50V99H49ZM70 101V100H69ZM85 101V100H84ZM25 102V101H24ZM64 102H66V101H64ZM71 102V101H70ZM75 102V101H74ZM76 102H78V100L76 101ZM75 102V103H76ZM79 102H81V101H79ZM83 102V101H82ZM95 102V101H94ZM100 102V101H99ZM126 102H128V101H126ZM142 102V101H141ZM144 102V101H143ZM142 102V103H143ZM32 103V102H31ZM36 103H38V102H36ZM50 103V102H49ZM89 103V102H88ZM91 103V102H90ZM89 103V104H90ZM93 103V102H92ZM91 103V104H92ZM96 103V102H95ZM94 103V104H95ZM111 103V102H110ZM110 103H108V104H110ZM113 103V102H112ZM111 103V104H112ZM132 103H135V102H132ZM136 103H137V101H136ZM147 102H145V105H146V108H147V104H146ZM161 103V102H160ZM159 103V104H160ZM168 103V102H167ZM166 103V104H167ZM172 103V102H171ZM177 102H174L173 104H176ZM64 104V103H63ZM67 104V103H66ZM72 104H74V103H72ZM78 104V103H77ZM77 104H76V106H77ZM80 104V103H79ZM84 104H86V105H84ZM84 104H82L83 106V108L82 107H79V108H76L75 106V109H77V111H79V109H80V111L81 110H84V111H86L87 109L89 110H94L95 111V108L94 109H92V107L91 108H89L90 106L87 104V102L85 103L84 102ZM98 104V103H97ZM106 104V103H105ZM118 104V103H117ZM124 104V103H123ZM129 104V103H128ZM139 104V103H138ZM144 104V103H143ZM162 104V103H161ZM24 105H26V104H24ZM30 105V104H29ZM48 105V104H47ZM46 105V106H47ZM68 105H69V103H68ZM71 105V104H70ZM115 105V104H114ZM113 104H112V106L110 107L112 110V112L113 113H115V114H118V116L120 115L121 117H123L124 119H130V118H132L133 116H135V115H137V116H139V117H141V119L142 120H144V122L146 121V120H150V121H152V125H155V123H157V119H155V118H158V116H160L159 114H152L151 113V115H150V113H148L146 110H148V108L147 109H145V108H143V107H141V108H138L139 106H137V108L138 109H135V108H133L132 110H131V112L130 113H126V112H124V114H123V112L121 113L119 110H120V108H118V106L116 107V106H114ZM119 105V104H118ZM125 105V104H124ZM127 105V104H126ZM149 105V104H148ZM151 105V104H150ZM155 105V104H154ZM158 105V104H157ZM156 105V106H157ZM168 105V104H167ZM43 106H45V105H42V107ZM59 106V105H58ZM57 106V107H58ZM72 106V105H71ZM80 106H81V104H80ZM93 106V105H92ZM94 106H97L96 104L94 105ZM110 106V105H109ZM140 106H141V103H140ZM168 106H170V105H168ZM172 106V105H171ZM174 106V105H173ZM172 106V107H173ZM24 107V106H23ZM42 107H39L38 106V109L40 108H42ZM50 107H51V105H50ZM54 107H55V105H54ZM61 107H62V105H61ZM69 106H67V108H68ZM99 107H101V106H99ZM120 107V106H119ZM124 107V106H123ZM133 107V106H132ZM135 107V106H134ZM145 107V106H144ZM152 107H153V105H152ZM177 107H178V105H177ZM176 107V108H177ZM199 107V106H198ZM198 107H196L197 109H198ZM33 108V107H32ZM31 108V109H32ZM47 108H49V107H45L44 109H45V111L46 110H48ZM59 108V107H58ZM66 108V107H65ZM73 108V107H72ZM86 108V109H85ZM131 108V107H130ZM154 108V107H153ZM164 108H165V105H164ZM163 108V109H164ZM170 108V107H169ZM174 108V107H173ZM182 108V107H181ZM25 109V108H24ZM23 109V110H24ZM36 109V108H35ZM50 109V108H49ZM56 109V108H55ZM74 109V110H75ZM100 109V108H99ZM106 109H108V108H106ZM106 109H105V111H106ZM157 109V108H156ZM161 109V108H160ZM179 109V108H178ZM191 109H192V107H191ZM22 110V111H23ZM43 110V109H42ZM41 110V111H42ZM73 110V111H74ZM89 110V111H90ZM109 110V109H108ZM107 110V111H108ZM124 110V109H123ZM159 110V109H158ZM31 111V110H30ZM44 111V110H43ZM42 111V112H43ZM63 111V110H62ZM65 111V110H64ZM68 111V110H67ZM76 111V110H75ZM76 111V112H77ZM90 111V112H91ZM93 111V112H94ZM97 111V110H96ZM154 111H157V110H155L154 109ZM154 111H153V113H154ZM163 111V110H162ZM167 111V110H166ZM186 111V110H185ZM189 110H187V112H188ZM191 111H194L193 109L191 110ZM196 111V110H195ZM49 112V111H48ZM52 112V111H51ZM54 112V111H53ZM60 112H61V110H60ZM82 112V111H81ZM93 112H91V113H93ZM101 112V111H100ZM99 112V113H100ZM102 112H103V110H102ZM150 112V111H149ZM165 112V111H164ZM169 112V111H168ZM175 112V111H174ZM174 112H173V114H174ZM182 112V111H181ZM197 112H198V110H197ZM196 112V113H197ZM31 113H33V112H31ZM41 113V112H40ZM44 113V112H43ZM63 113V112H62ZM68 113V112H67ZM73 113V112H72ZM96 113V115H97V112H95ZM109 113V112H108ZM111 113V112H110ZM156 113H158V111L156 112ZM171 113V112H170ZM183 113V112H182ZM185 113V112H184ZM189 113V112H188ZM188 113H186L187 115H188ZM193 113V112H192ZM28 114V113H27ZM38 114V113H37ZM60 114V113H59ZM81 115H82V113H80ZM80 114H78V115H80ZM85 114V113H84ZM94 114V113H93ZM114 114V115H115ZM263 116H262V118L260 119V121H262L263 122V126H260V128L263 130V132H264V114L263 113H261ZM25 115V114H24ZM29 115V114H28ZM53 115V114H52ZM51 115V116H52ZM55 115L57 116L58 114H56L55 113ZM73 115V114H72ZM80 115V116H81ZM90 115V114H89ZM99 115V114H98ZM97 115V116H98ZM161 115H163V114H161ZM165 115H166V113H165ZM164 115V116H165ZM172 115V114H171ZM179 115H180V113H179ZM178 115V116H179ZM183 115V116H182ZM181 116H182V120H186L187 121V119H188V117H186V115H184V114H182ZM197 115V114H196ZM247 115V114H246ZM38 116V115H37ZM36 116V117H37ZM43 116V115H42ZM69 116V115H68ZM74 116V115H73ZM76 116V115H75ZM91 116H92V114H91ZM137 116H136V118H137ZM169 116V115H168ZM168 116L165 118V123H166V121L168 120ZM174 116V115H173ZM177 116V117H178ZM180 116V117H181ZM239 116V115H238ZM26 117V116H25ZM34 117H35V115H34ZM39 117V116H38ZM37 117V118H38ZM62 117V116H61ZM83 117V116H82ZM84 117H86L85 115H84ZM90 117V116H89ZM112 117V116H111ZM116 118H117V116H115ZM183 117H185V118H187V119H183ZM190 117H191V114H190ZM193 117H194V115H193ZM241 117V116H240ZM239 117V119L240 120H238L237 118L235 119V121L234 122H236V121H244V122H249L250 123V125H251V127L253 126L252 124L254 123H259V122H256V120L258 119H256V118H254V119H256L254 122L252 121V119L251 118H249V117H251L250 115L249 116H243L242 118H240ZM254 117H256V116H254ZM260 117V116H259ZM26 118H28V117H26ZM25 118V119H26ZM49 118V117H48ZM79 118V117H78ZM87 118H88V116H87ZM95 118H97V117H95ZM94 118V119H95ZM104 118V117H103ZM120 118V117H119ZM122 118V119H123ZM135 118V117H134ZM161 118H163L162 116H161ZM171 118V116H169V119ZM195 118H196V116H195ZM235 118V117H234ZM233 118V119H234ZM23 119H24V117H23ZM24 119V120H25ZM32 119H33V117H32ZM31 119V120H32ZM41 119H42V117H41ZM61 119V118H60ZM63 119V118H62ZM75 119V118H74ZM113 119H114V116H113ZM156 120V122H154L155 120ZM159 119V118H158ZM179 119V118H178ZM197 119V118H196ZM195 119V120H196ZM232 119V118H231ZM232 119V120H233ZM243 119V120H242ZM253 119V120H254ZM21 120V119H20ZM30 120V119H29ZM28 120V121H29ZM36 120V119H35ZM44 120V119H43ZM48 120V119H47ZM51 120V119H50ZM49 120V121H50ZM65 120V119H64ZM67 120H68V118H67ZM86 120V119H85ZM89 120V119H88ZM87 120V121H88ZM98 120H99V118H98ZM104 120V119H103ZM119 120V119H118ZM137 120V119H136ZM154 120V121H153ZM171 120V119H170ZM170 120H168V121H170ZM177 120V119H176ZM175 120V121H176ZM180 120V119H179ZM181 120V121H182ZM195 120H193L194 122H192L193 124L192 125H189V127L188 128H186V130L188 131L187 133L188 134H190L191 135V137L190 136H188V138H189V140H187V135L188 134H186V137H183V138H186L185 139V141H186V143L184 142V140H182V142L184 143H180L178 140H176V141H178L179 142V144L178 143H174V142H176V141H173L174 140V137H173V139H172V141L171 140H167V138H164V139H160L162 142H164V143H162L160 140V142L161 143H159L158 144V142H156V141H158V139L157 140H154L155 142H156V144H154V146L155 145H161L160 146V148H162V146H163V148L162 149H164V150H162V149H160L159 147H157V146H153L152 148H151V141L150 140H153L156 136H158L160 133H159V126L157 127V128H154V129H156V130H158V131H152L150 128H149V126L151 127V128H153L152 127V125H151V123H150V125L147 127V124H141L140 122V130L142 131H140V135H139V133H138V136L136 137V135H134L135 136V138L133 139L132 137H131V139H133V140H131V139H128L127 137H125V140H120L121 139V137H120V139H118V137H116L117 138V140H116V143L118 144V148H116V150H114V151H116V152H111L110 150H108L107 149V147H104L103 145L102 146H100L101 144H103V143H105V141L103 142V143H101V144H97V142H98V140L97 139H93L91 136H87V137H82L84 140L82 141V140H80V141H78V138H77V141H78V144L79 143H81V145L79 146H76L77 145V143H76V141L74 140V142L73 143H75V144H72V142L71 141H73V139H74V137H76L75 136V133H74V135H73V137H69V139L70 138H73V139H71V141H69L68 139H67V137H66V141H65V139L63 140H61L60 138H62L61 136H62V134H61V136H60V138H58L59 136H56V139H57V141H56V143H57V147L56 146H53V144H56V143H50V145H49V141L50 140H47V139H51V138H53V141L55 142V136L54 137H51V138H48V137H45L46 138V140H44L45 138H43V136L42 135H40L42 138H43V140L45 141V142H47V144H48V147L47 146H45L44 148L46 149V148H48V149H51V147L53 148L54 147V150L55 151H53L52 149V152H50L51 154L53 153V154H56L55 152H59V151H63V154L65 153L64 151H67L68 153L70 152V151H72L73 149H75L74 151H76L77 149H78V151H82V153H83V151H86L88 154H89V160H90V162H89V167H87V165L85 166V168H86V171L84 170L85 168H82L81 167V169H83L85 172H83V170H82V172L86 175V174H88L87 176H90V178L89 179H86V178H84V179H86L85 180V182H83V183H80V181H82V180H80V178H82L81 176H79V175H81L82 174V172H81V169L79 168V171L77 170L76 171V174L74 173V175L72 176V175H70V173H68V179H66L65 180V176L61 179V177L60 176H62L60 173H59V180H58V184L56 183V185H60L59 187H61V189L62 190H64L65 192H69V189H71V188H74V186L75 185H77V187L75 186V188L76 189H78L80 192L79 193H81V194H78L77 196H79L80 195V197L81 196H83V197H86V200L87 201H89V207L91 208V210L90 211H92V209H95V211L93 212V213H87V211H85V208H79L77 211L75 210L74 212H73V210H72V212L70 213H68V211L66 212L65 210H63V209H61V208H58L57 206L56 207H53V205H52V207L50 206V204L48 203V199H51L50 198V196H52V195H48L47 196V193H46V196H44V195H41V194H38V196L37 197H34L35 196V194H34V198L32 197H30V196H32V195H30V196H26L25 198H26V200H28V202H27V204H32V202L33 203H36V202H38V204H39V206L38 207H40L39 209H40V212L42 213L43 212V216H45V213L47 212V211H49V213L51 214V216L53 217H51L52 219H53V221L52 222H54V219H55V222H57L58 220H61V219H64V220H66V219H68L69 221H70V223L71 222H74V223H77L76 221H81V219H84L87 223H93V225L95 226V229H98L99 230V221H102V220H104V219H109L110 221L109 222H111L112 223V226H110L109 227V229L107 230V232H109V235H108V233L106 232V235L105 236H107L108 235V237L109 236H111V237H106V238H101L100 237V239H98L99 240V242L98 243H91V244H88V243H86V242H84V241H82V240H76L74 237H71L69 234L67 235V233L63 230V228H60V225L58 224L57 226L58 227H56V223L54 224V223H52V225H55L54 227H56V229H57V234H55L56 236H57V238H58V246L59 247H56V248H58V253H60L59 254V256L57 255V257H55V259H57L58 261V263H60L61 261H62V259L65 261V260H67L68 258H71V260L69 261V262H65L64 263V261H62L63 262V264H105L104 262H107L108 260H106L107 259V256H109L110 255V253L114 250V252H116L117 253V251H115V250H117L121 245H119V244H121V241L123 242V241H125V240H123V239H126V237H123V232H124V230H123V232L121 233V231H122V228H123V225H125L126 223H124L123 222V220L120 218L121 216H123V213L122 212H124V213H126V211H127V213L126 214H124V215H126L127 216V214H128V211H130V209L132 210L133 208L132 207H135L136 209L138 208V210H140L141 212H143V215L144 214H149L150 216H148L147 214V216L149 217H146V215H144L146 218H147V220H148V223H150V222H153L155 219H159V221L161 222V221H163V217H167L168 216V218L169 217H171V218H173V219H175L176 220V218H178L179 219V221H180V218H182L183 219V221H181V224H178L177 222H178V220H176V221H174V222H176V225H182V222H183V225H182V228H183V230H184V228H185V226H188V227H186V228H189L191 231H193V232H191V233H193V235H191L192 237H194V241H192V242H194L195 244H196V246H197V244L200 242V241H202V239H203V237L201 238V236H202V233H205L206 232V235H207V233H208V235L210 236L211 234H213V233H211V232H213V231H211V232H209L208 231V229L206 228V226H209V225H206L205 226V229H207V231L205 230V232H203L204 231V226H203V224L201 223V221H200V217L198 218V215H197V213L196 212H194V211H192V210H194V207L196 206V204H197V201H198V197H199V193L201 192L202 193V191L203 190H207V189H210V191L211 190H213L214 189V187H211L212 185H214V183H216L217 184V181L219 182H221V180L222 179H225V177H227L225 174H227L228 173V171H225V172H227V173H225L224 171H223V173H222V171L220 172L219 171V173H217V174H215V175H213L212 177H211V180H209V182H206L205 181V183H204V179H202L201 178V176H200V174L198 173V168L196 167H194L193 169H192V166H197L196 164L197 163H199V161H198V159H197V153H199V149L201 148L200 146L202 145L201 143H204L203 142V135L201 134V129L199 130L198 129V124H195V123H198V122H195ZM198 120V119H197ZM37 121V120H36ZM41 121V120H40ZM39 121V122H40ZM58 121V120H57ZM73 121V120H72ZM77 121V120H76ZM81 121V120H80ZM78 122V123H81V122ZM101 121V120H100ZM125 121V120H124ZM128 121V120H127ZM133 121V120H132ZM164 121V120H163ZM172 121V120H171ZM175 121H172V122H174L175 123ZM178 121V120H177ZM257 121H259V120H257ZM38 122V123H39ZM44 122V121H43ZM48 122V121H47ZM51 122H53V121H51ZM90 122V121H89ZM95 123L97 122V121H94ZM105 122V121H104ZM113 122V121H112ZM135 122V121H134ZM142 122V121H141ZM2 123V122H1ZM0 123V124H1ZM28 122H26V124H27ZM32 123H35V122H32ZM72 123V122H71ZM84 123V122H83ZM93 123V122H92ZM102 123V122H101ZM108 123V122H107ZM138 123V122H137ZM136 123V124H137ZM147 123H148V121H147ZM161 123V122H160ZM164 122H163V124H165ZM170 123V122H169ZM187 123H188V121H187ZM186 123V124H187ZM238 123V122H237ZM240 123H242V122H240ZM240 123H239V125H240ZM246 123V124H247ZM261 123V122H260ZM2 124H4V123H2ZM2 124H1V126H2ZM31 124V123H30ZM76 124V123H75ZM74 124V125H75ZM91 124V123H90ZM103 124V123H102ZM109 124H111V123H109ZM133 124V123H132ZM158 124V123H157ZM183 124V123H182ZM185 124V123H184ZM189 124V123H188ZM232 124V123H231ZM234 125H235V123H233ZM95 125V124H94ZM98 125V124H97ZM126 125V124H125ZM159 125V124H158ZM166 125V124H165ZM180 125V124H179ZM238 125V124H237ZM249 125V124H248ZM249 125V126H250ZM256 125V124H255ZM258 125V124H257ZM260 125H262V124H260ZM0 126V127H1ZM36 126V125H35ZM42 126V125H41ZM41 126H39V127H41ZM82 126V125H81ZM96 126V125H95ZM119 126V125H118ZM137 126V125H136ZM136 126H134V127H136ZM163 127H164V125H162ZM170 126H173V124L172 125H170ZM175 126V125H174ZM187 126V125H186ZM224 127L226 126V130L225 131H227V126H228V124L227 125H223ZM246 126V125H245ZM34 127V126H33ZM45 127H46V129H51V128H47V126H44V129H45ZM49 127V126H48ZM55 127V126H54ZM77 127V126H76ZM114 127V126H113ZM123 127V126H122ZM125 127V126H124ZM133 127V126H132ZM149 128L148 130L149 131H146L147 129H144V128ZM160 127H161V124H160ZM162 127V128H163ZM168 127H169V125H168ZM182 127V126H181ZM184 127V126H183ZM182 127V128H183ZM232 127V126H231ZM247 127V126H246ZM258 127L259 126H257V130H258ZM57 128V127H56ZM82 128V127H81ZM97 128V127H96ZM95 128V129H96ZM102 128V127H101ZM105 128V127H104ZM115 128V127H114ZM175 128V127H174ZM177 128V127H176ZM176 128H175V130H176ZM180 128V127H179ZM178 128V129H179ZM199 128H200V126H199ZM230 128V127H229ZM254 128V127H253ZM0 129H3V128H0ZM43 129V128H42ZM60 129V128H59ZM79 129V128H78ZM100 129V128H99ZM108 129V128H107ZM125 129V128H124ZM135 129H137V128H135ZM172 129H173V127H172ZM184 129H185V127H184ZM233 129V128H232ZM252 129V128H251ZM58 130V129H57ZM98 130V129H97ZM106 130V129H105ZM113 130V129H112ZM127 130V129H126ZM145 130V131H144ZM162 130V129H161ZM166 130V129H165ZM164 130V131H165ZM169 130H170V128H169ZM168 130V131H169ZM249 130V129H248ZM43 131V130H42ZM45 131V132H44ZM43 132L44 133H46L47 134V132H46V130H44ZM48 131V130H47ZM56 131V130H55ZM58 131H60V130H58ZM62 131V130H61ZM96 131V130H95ZM109 131V130H108ZM113 131H115V130H113ZM120 131V130H119ZM122 131V130H121ZM167 131V130H166ZM166 131H165V133H166ZM185 131V130H184ZM225 131H223V133L225 132ZM231 131V130H230ZM250 131V130H249ZM256 131V130H255ZM259 131V130H258ZM261 131V130H260ZM40 132V131H39ZM49 132V131H48ZM54 132V131H53ZM117 132H118V130H117ZM138 132H139V129H138ZM173 132V131H172ZM176 132H178V130L176 131ZM175 132V133H176ZM179 132H181V131H179ZM221 132V131H220ZM228 132V131H227ZM226 132V133H227ZM232 132H233V130H232ZM231 132V133H232ZM262 132V133H263ZM51 133V132H50ZM101 133V132H100ZM112 133V132H111ZM119 133L120 132H118V135H119ZM123 133V132H122ZM162 133V132H161ZM174 133V132H173ZM172 133V134H173ZM174 133V134H175ZM216 133V132H215ZM249 133V132H248ZM251 133V132H250ZM252 133H253V131H252ZM262 133H260V135L262 134ZM46 134H44V136H47ZM88 134V133H87ZM102 134V133H101ZM121 134V133H120ZM164 134V133H163ZM162 134V135H163ZM171 134V135H172ZM173 134V135H174ZM179 134V133H178ZM184 134V133H183ZM217 134V133H216ZM218 134L220 135V133L218 132ZM58 135V134H57ZM65 135V134H64ZM72 135V134H71ZM81 135V134H80ZM80 135H78V136H80ZM90 135V134H89ZM96 135V134H95ZM108 135V134H107ZM128 135V134H127ZM162 135L160 134V136L162 137ZM168 135V134H167ZM185 135V134H184ZM201 135H202V137H201ZM213 135V134H212ZM39 136V137H40ZM48 136L50 137L51 135L48 133ZM68 136H70V135H68ZM77 136V137H78ZM102 136H103V134H102ZM114 136V135H113ZM116 136V135H115ZM114 136V137H115ZM160 136H158L159 138H160ZM164 136V135H163ZM222 136V135H221ZM224 136H226L225 134H224ZM228 136H229V134H228ZM97 137V136H96ZM110 137V136H109ZM123 137H124V134H123ZM130 137V136H129ZM158 137H156V138H158ZM172 137V136H171ZM177 137H178V135H177ZM234 137V136H233ZM233 137H231L230 136V139L231 138H233ZM81 138V137H80ZM115 138V139H116ZM128 140H127V139ZM181 138H182V135H181ZM215 138H219V137H215ZM228 138V137H227ZM41 138H39L38 140H40ZM76 139V138H75ZM99 140L101 139V138H98ZM104 139V138H103ZM109 139V138H108ZM165 139H166V141L167 142H165ZM257 139H258V137H257ZM261 139V138H260ZM263 139V138H262ZM34 140V139H33ZM38 140H37V142H38ZM109 140H111V139H109ZM129 140H130V142H129ZM141 140L142 141H149L147 144L148 145H146V149L144 148V151L141 153L139 150H141V148L139 149L138 147H137V149H138V151L141 153V155L139 154V156L138 157H136V158H134L133 157V159L135 160V159H142L143 160V158H145L146 160L145 161H148V160H150V164L152 163L153 165H154V167H151V169H147L148 170V172H146V174H141V172H139L138 171V168L136 167L137 165L135 164V166L133 167V169H134V171H132L131 172V174H127V175H129V176H127L126 174H119V175H121V176H116L115 174H112V175H109V172L107 173L108 175H106V176H104V174H103V177L101 176L102 175V173H101V175H99L98 174V170H100L101 168H104V167H106L107 165H108V161L106 162V160L109 158L110 160H111V158H112V156H114V155H116V156H118V159L119 158H122V160L123 159H130V156L132 155L131 153H129V150L131 149V150H133L134 149V147H135V150H136V146L134 145V143H132L133 145H134V147L132 146V144H131V142L132 141H134V142H136L137 144L136 145H138V142L140 141L141 142ZM181 140V139H180ZM252 140V139H251ZM250 140V141H251ZM255 140V139H254ZM42 141V140H41ZM44 141H42V142H44ZM102 141V140H101ZM138 141V142H137ZM153 141V142H154ZM206 141H207V139H206ZM229 141V140H228ZM36 142V143H37ZM41 142V143H42ZM44 142V143H45ZM51 142V141H50ZM107 142H108V140H107ZM146 142H144L145 144H146ZM207 142H209V141H207ZM257 142V141H256ZM262 142H264V141H262ZM5 143V142H4ZM30 144L32 143V141L31 142H29ZM28 143V144H29ZM35 143V142H34ZM40 142H39V144H41ZM44 143H42L41 144V146L39 145H37V147L33 144H31V145H29L28 146V148H27V146H25V147H23V149L25 148L26 150H30L31 152L33 151V150H38L40 147L42 148V145H44ZM99 143V142H98ZM112 143V142H111ZM142 143L143 142H141V143H139V144H141L142 145ZM151 143V144H150ZM252 143V142H251ZM253 143H255V142H253ZM261 143V142H260ZM46 144V143H45ZM150 144V145H149ZM12 145V144H11ZM73 145H75V146H73ZM105 145H107V143H105ZM108 145H109V143H108ZM254 145H257V143L256 144H254ZM1 146H5V145H1L0 144V163H2V162H6V165L8 166V163L9 162H7V161H12L14 164L12 165V166H14L15 165V167L16 166H19L20 167V165L23 163L24 164V162H27L28 163V160H29V155H28V153H29V150H28V152H27V155H25L26 154V150H25V154H23V150H21L20 148V150L19 149H17L16 147L13 149V148H11L12 150H8V149H6L5 147H1ZM7 146V145H6ZM10 146V145H9ZM16 146V145H15ZM19 146V145H18ZM33 146L36 148H34V149H32L33 148ZM114 146V145H113ZM143 146V145H142ZM150 146V147H149ZM12 147V146H11ZM21 147V146H20ZM30 147V148H29ZM130 147V148H129ZM143 147H145V146H143ZM254 147V149L253 150H255V146H253ZM9 148V147H8ZM38 148V149H37ZM109 148V147H108ZM113 148V147H112ZM250 148V147H249ZM259 148H261V147H259ZM32 149V150H31ZM43 149V148H42ZM45 149H43V150H45ZM48 149H46V150H48ZM129 149V150H128ZM143 149V148H142ZM202 149V148H201ZM200 149V150H201ZM262 150H259V151H261V153H256L255 151L257 150H255L254 151V154H253V156H251V157H249V158H247V160L244 162V163H246L245 165H241L240 166V164H239V166H240V168L242 167L243 168V173H242V171H240V174H239V172H238V174H239V176L241 175V173H242V177H240V178H238L239 180L241 179L242 180V182L244 181V180H246L247 182V188H249L248 189V191L250 190V194H245L246 195V197L244 196V198L247 200L246 202L249 204V206H255V205H257V206H260V207H264V198H262V197H257V196H255V194L254 193H252L254 190H256V189H259L260 191H262L263 193H264V186L263 185H260L261 183H263V181H264V144H263V146H262V148H261ZM50 150V151H51ZM251 150V149H250ZM249 150V151H250ZM252 150V151H253ZM42 151V150H41ZM74 151H72V153H73V155H76V154H78V153H81V151L80 152H78V153H74ZM128 151V152H127ZM137 151V150H136ZM137 151V152H138ZM16 152H18V153H16ZM20 152H22V153H20ZM34 152V151H33ZM33 152H32V154H33ZM39 152H40V149H39ZM42 152H44V151H42ZM41 152V153H42ZM49 152V150L47 151V152H45L44 154L46 155V153H47V155L49 154L48 153ZM130 152H132V151H130ZM35 153H36V151H35ZM35 153L33 154L34 156H35ZM86 153V154H87ZM130 155H129V154ZM256 153V154H255ZM30 154V153H29ZM32 154H30V155H32ZM38 154V153H37ZM36 154V156H40V154L39 155H37ZM50 154V155H51ZM58 154V153H57ZM59 154H60V152H59ZM70 154H71V152H70ZM69 154V155H70ZM86 154H81V155H78V156H80V158L82 157V156H85ZM134 154V153H133ZM136 154V153H135ZM138 154V153H137ZM168 154L170 155L171 154V158H172V160L173 159H175V158H178L179 160V162H177L178 164L179 163H181L180 164V168H179V166H178V169H180V170H177V172L176 173H178V171H180V173L179 174H181V176H187L185 173L187 172L188 173V171H190L189 173L190 174H188V175H190V176H188L189 177V180H187L186 182H185V180H184V182H181V181H183V179H182V177L180 178V180H179V178H178V180H176V182L177 181H180L179 183H178V185L176 184H172V183H174V182H172L171 181V179H169V177H168V172L169 171H171V170H169L170 168H169V166L171 167V158H169V157H167L168 156ZM250 155H251V153H249ZM32 155V156H33ZM44 155V156H45ZM50 155H48V159L51 157ZM65 155H67V153L65 154ZM72 155V154H71ZM173 155H175V158H173L174 156ZM199 155H200V153H199ZM31 156V159L32 160H34L35 159V157L33 156L32 157ZM50 156V157H49ZM88 155H86V157H87ZM133 156V155H132ZM41 157H42V155H41ZM53 157H54V155H53ZM52 157V158H53ZM58 157V156H57ZM84 158L85 160L87 159L88 160V158ZM147 157V158H146ZM200 157V156H199ZM198 157V158H199ZM34 158V159H33ZM37 158V157H36ZM39 158V159H38ZM37 159H38V161L40 160V159H42L43 161H39L40 162V164H39V166L37 165V167H39V169H40V171H45L46 173H47V171L48 170H52V169H54V167H55V165L54 166H51L52 164H54V162L52 163L51 161V158L49 159L50 161H48V160H44V159H46L47 157L45 156L44 158H40V157H38ZM67 158V157H66ZM68 158H70V157H68ZM79 158V157H78ZM83 158V157H82ZM113 158H115V157H113ZM64 159V158H63ZM73 159V158H72ZM84 159H82V160H84ZM76 160H80V159H76ZM84 160V162H87V161H85ZM121 160V159H120ZM37 160H35V162H36ZM57 161V160H56ZM62 161V160H61ZM66 161H67V159H66ZM65 161V162H66ZM81 161V160H80ZM79 161V162H80ZM111 161H115V160H111ZM116 161H118V160H116ZM128 161H130V160H128ZM133 161V160H132ZM159 161H162V163L160 162L159 163ZM30 163L31 162H33V161H29ZM38 162V163H39ZM59 162V161H58ZM71 162V161H70ZM87 162V163H88ZM125 162V161H124ZM137 162H138V160H137ZM4 163H2V164H4ZM34 163V162H33ZM57 163V162H56ZM112 163V162H111ZM126 163V162H125ZM136 163V162H135ZM175 163H176V160H175ZM2 164H0L1 166L0 167H2ZM65 164V163H64ZM73 164V163H72ZM75 164V163H74ZM78 164V163H77ZM86 163H84L83 164V166L85 165ZM116 164V163H115ZM122 164H123V162H122ZM131 164H133V163H131ZM229 164V163H228ZM235 164V163H234ZM70 165V164H69ZM76 165V164H75ZM119 165H120V163H119ZM124 165V164H123ZM128 165H130V164H128ZM152 165V166H153ZM182 165V166H181ZM233 165V164H232ZM232 165H230V166H232ZM236 165V164H235ZM6 166V167H7ZM9 166H10V164H9ZM8 166V167H9ZM28 166V165H27ZM36 166V165H35ZM61 166V165H60ZM79 166V165H78ZM118 166V165H117ZM131 166V165H130ZM138 166H140L139 164H138ZM229 166V167H230ZM5 167V168H6ZM7 167V168H8ZM50 167L52 168V169H50ZM62 167V166H61ZM67 167V166H66ZM69 167V166H68ZM74 167V166H73ZM76 167V166H75ZM109 167V166H108ZM126 167V166H125ZM191 167V168H190ZM237 167H238V164H237ZM2 168H4V167H2ZM0 169V171L1 170H3V169ZM4 168V171H6L7 169H5ZM33 168H34V166H33ZM100 168V169H99ZM107 168V167H106ZM190 168V169H189ZM228 168V167H227ZM234 168V167H233ZM239 168V167H238ZM241 168V169H242ZM9 169V168H8ZM16 169H17V167H16ZM22 169V168H21ZM26 169V168H25ZM35 169H37V168H35ZM42 169V170H41ZM73 169V168H72ZM71 169V170H72ZM75 169H77V168H75ZM121 169V168H120ZM140 169V168H139ZM230 169V168H229ZM237 169V168H236ZM10 170V169H9ZM19 170V169H18ZM24 170V169H23ZM55 170H57V169H55ZM54 170V171H55ZM70 170V171H71ZM106 170V169H105ZM122 170V169H121ZM169 170V171H168ZM231 170V169H230ZM235 170V169H234ZM39 171V170H38ZM65 171V170H64ZM129 171V170H128ZM36 172V171H35ZM44 172V173H45ZM69 172V171H68ZM79 172V173H78ZM80 172H81V174H80ZM122 172V171H121ZM51 173V172H50ZM55 173V172H54ZM53 173V174H54ZM72 173V172H71ZM78 173V174H77ZM225 173V174H224ZM1 174V173H0ZM43 174V173H42ZM170 174V173H169ZM38 175H40V174H38ZM64 175H65V173H64ZM83 175V174H82ZM113 176V177H112ZM176 176H177V174H176ZM230 176V175H229ZM235 176V175H234ZM233 176V177H234ZM43 177V176H42ZM56 177V176H55ZM80 177V178H79ZM180 177V176H179ZM231 177V176H230ZM49 178V177H48ZM57 178V179H58ZM176 178V177H175ZM41 179V178H40ZM46 179V178H45ZM52 179H53V177H52ZM55 180H56V178H54ZM53 179V180H54ZM83 179V178H82ZM177 179V178H176ZM227 180H228V178H226ZM233 179H235V178H233ZM237 179V178H236ZM2 180V179H1ZM39 180V179H38ZM53 180H51L50 179V181L51 182H53ZM54 180V181H55ZM175 180V179H174ZM231 180V179H230ZM229 180V181H230ZM240 180V181H241ZM57 181V180H56ZM55 181V182H56ZM63 181H64V183H63ZM222 181H224V180H222ZM234 181V180H233ZM37 182H39V181H37ZM44 182V181H43ZM43 182L41 183V184H43ZM50 182V183H51ZM80 183V184H76V183ZM8 183V182H7ZM59 183H61L62 184V186H61V184H59ZM223 183V182H222ZM225 183V182H224ZM223 183V184H224ZM228 183V182H227ZM239 183V182H238ZM10 184V183H9ZM38 184V183H37ZM53 184H55V183H53ZM231 184V183H230ZM50 185V184H49ZM55 185V186H56ZM234 185H236L235 183H234ZM234 185H230V186H233V188H234ZM5 186V185H4ZM52 186V185H51ZM228 186V185H227ZM256 186H259V188H255ZM99 187H101V188H99ZM238 187V186H237ZM24 188V187H23ZM38 188V187H37ZM43 188V187H42ZM228 188V187H227ZM230 188V187H229ZM5 187H4V190L2 189L1 190V187H0V198L1 199H4V200H1L0 199V202L2 201H5V202H7V204H8V200L6 201V199H8L7 197H9V198H11V199H15L16 198V196H18V195H15V198H13L14 197V195H13V193L11 192V194H9L8 195V193H9V191H8V193L5 191ZM49 189V188H48ZM47 189V190H48ZM52 189V188H51ZM75 189V190H76ZM17 190H19V189H17ZM60 190V189H59ZM59 190H57V191H59ZM77 190V191H78ZM205 190V191H206ZM233 190V189H232ZM235 190H236V188H235ZM238 190V189H237ZM40 191V190H39ZM46 191V190H45ZM63 191V192H64ZM228 191V190H227ZM17 192H19V191H17ZM21 192V191H20ZM60 192V191H59ZM62 192V191H61ZM64 192V193H65ZM97 192V198L96 197H94L95 195V193ZM233 192H235V191H233ZM37 193V192H36ZM51 193V192H50ZM228 193H229V191H228ZM240 193V192H239ZM238 193V194H239ZM21 194H22V192H21ZM29 194V193H28ZM45 194V193H44ZM52 194V193H51ZM66 194H68V193H66ZM99 194V195H98ZM11 195V196H10ZM229 195H231L232 197L234 196V195H237V193L236 194H234L233 195V193H231L230 192V194ZM239 196V195H238ZM238 196H235V197H238ZM240 196H242V194L240 195ZM238 197L239 199H240V201H241V197ZM20 197V198H19ZM19 199H23L24 198V196H20L19 195ZM23 197V198H22ZM27 197H30V199H27ZM82 197V198H83ZM25 198H24V200H25ZM90 198V199H89ZM187 198L190 200V201H188L187 200ZM237 198V199H238ZM17 199V198H16ZM18 199V200H19ZM78 199V198H77ZM126 199H128V200H126ZM236 199V198H235ZM238 199V200H239ZM10 201V200H9ZM21 201V200H20ZM29 201L31 202V203H29ZM53 201V200H52ZM187 201V202H186ZM235 201V200H234ZM240 201H239V203H240ZM5 202H3V203H1L2 204V206L4 205L5 206ZM19 202V201H18ZM22 202V201H21ZM26 202V201H25ZM24 202V203H25ZM188 202H190L189 204H188V206L186 205ZM236 202V201H235ZM237 203V202H236ZM37 204V203H36ZM242 204V203H241ZM248 204H245V206L246 207H248ZM10 205V204H9ZM197 205H199V201H198V204ZM228 205H229V203H228ZM238 207H239V205L238 204H236ZM1 206V205H0ZM2 206H1V208H2ZM33 206V205H32ZM36 206V205H35ZM34 206V207H35ZM231 207H229V208H232L233 206H232V204L230 205ZM38 207H35L36 209H38ZM47 208L46 210V212H44L45 211V208ZM238 207H236L235 206V208H238ZM244 207V206H243ZM251 207H249L250 208V210H251V212H252V208ZM4 208V207H3ZM48 208H49V210H48ZM134 208V211H136V209ZM196 208V207H195ZM234 208V207H233ZM234 208V209H235ZM4 209H7V207H5ZM233 209V210H234ZM248 209V208H247ZM3 210V209H2ZM44 210V211H43ZM113 210H115V213H113L114 211ZM197 210H198V208H197ZM232 210V209H231ZM230 210V211H231ZM249 210V209H248ZM250 210L249 211H247V212H249L250 213ZM113 211V212H112ZM195 211H196V209H195ZM5 212V211H4ZM34 212H38L37 214H39V210H35ZM131 212V211H130ZM129 212V213H130ZM137 212V211H136ZM140 212V213H141ZM144 212H146V213H144ZM233 212V211H232ZM232 212H231V214H232ZM246 212V213H247ZM6 213V212H5ZM48 213V214H49ZM139 213V214H140ZM142 214V213H141ZM231 214H229V220H228V218H227V220L229 221V224H231V227H230V230L231 231H227V230H225L223 227H219V230H217V232L215 233V231H214V235H211V236H214L215 238H216V240L220 243V244H225L227 247H225V245H221V246H224L225 248H228L229 249V251L231 250V252H235L234 254H237L236 252H239L238 253V255L239 254H241L243 257H241V255H235L234 256V258H239L240 257V259L242 260V262L243 261H245L246 262V264H264V243H261V242H258L257 240H254V241H257L258 242V244H259V247H257V242H256V246H254L255 245V242L253 241V238H254V236H256V234L254 233V231L252 232V224L253 225H255L254 223H255V221H257L255 218V215H253V221H254V223H252L251 222V220L250 219H252L251 217H248L249 218V220L248 221H250L249 222V225H247V226H249L248 227V229L250 228L251 230H249L252 234L254 233L255 235L253 236V235H251V234H249V236H251V238L249 237V236H245V235H248V234H245V235H243L242 233H241V229L239 228L240 226V222H239V224H238V222L236 221L235 222V219H232L231 220ZM253 213H251V214H249V215H252ZM4 215V214H3ZM42 214H40V216H41ZM112 215L113 216H116V215H118L116 218H114V217H112ZM134 215H135V213H134ZM142 215V216H143ZM167 215V216H166ZM232 215H234V214H232ZM46 216H47V214H46ZM49 216V215H48ZM136 216V215H135ZM140 216V215H139ZM237 215H235V217H236ZM39 217V216H38ZM37 217V218H38ZM60 217H62V218H60ZM124 217V216H123ZM122 217V218H123ZM233 218H235L234 216H232ZM238 217V216H237ZM262 217V216H261ZM4 218V217H3ZM44 218V217H43ZM118 218V219H117ZM127 218V217H126ZM124 219V218H123ZM135 219V218H134ZM137 219H138V217H137ZM142 219V218H141ZM143 219H145V218H143ZM162 219V220H161ZM173 219H171V220H173ZM240 219V218H239ZM263 220V217L262 218H260L259 217V221H262ZM5 220V219H4ZM40 220V219H39ZM45 220V219H44ZM51 220V219H50ZM125 220V219H124ZM128 220V219H127ZM146 220V219H145ZM145 220H142V221H145ZM234 220V221H233ZM238 220V219H237ZM41 221V220H40ZM39 221V222H40ZM79 221V222H80ZM83 221V220H82ZM141 221V220H140ZM167 221H169V220H167ZM167 221H165V222H167ZM247 221V220H246ZM248 221H247V223H248ZM63 222V221H62ZM159 222V223H160ZM172 223H173V221H171ZM185 222V223H184ZM46 223V222H45ZM48 223V222H47ZM60 224H61V221L59 222ZM67 223V222H66ZM82 223V222H81ZM145 223V222H144ZM143 223V224H144ZM162 223V222H161ZM164 223V222H163ZM180 223V222H179ZM210 223V222H209ZM260 223V222H259ZM123 224V225H122ZM134 224H136V223H134ZM139 224H140V222H139ZM154 224V223H153ZM164 224H166V223H164ZM186 224V225H185ZM211 224H213V223H211ZM210 224V225H211ZM241 224H245V221H244V223H241ZM264 224V223H263ZM263 224H261V225H263ZM49 225V224H48ZM64 225V224H63ZM92 225V224H91ZM145 225V224H144ZM143 225V226H144ZM156 225V224H155ZM158 225V224H157ZM175 225V224H174ZM51 226V225H50ZM94 226H92V227H94ZM141 226V225H140ZM142 226V227H143ZM147 226V225H146ZM162 226V225H161ZM171 226H173V225H171ZM184 226V227H183ZM214 226V225H213ZM217 226V225H216ZM242 226H244V225H242ZM241 226V227H242ZM246 225H245V227H247ZM53 227V226H52ZM63 227H65V226H63ZM76 227V226H75ZM125 227V226H124ZM151 227H153L152 225H151ZM150 227V228H151ZM158 227H159V225H158ZM163 227V226H162ZM166 227V226H165ZM170 227V226H169ZM173 227H175V226H173ZM217 227V228H218ZM257 227L258 226H256V229H257ZM69 228V227H68ZM128 228V227H127ZM126 228V229H127ZM131 228H134V227H131ZM139 228V227H136L135 226V228H134V231L136 230L137 231V229ZM150 228H144V229H139V230H141V232H138V233H141L142 234V232L144 233V234H146L145 235V237L143 238V236H142V241L141 240H139V241H141V243L143 244V239H146V236L149 234H152V233H155L154 231H155V229H154V227L150 230ZM160 228V227H159ZM177 228V227H176ZM178 228H179V226H178ZM177 228V229H178ZM217 228H214L215 230L217 229ZM253 228H254V226H253ZM264 228V227H263ZM263 228H262V230H263ZM55 229V230H56ZM101 229V228H100ZM169 229V228H168ZM176 229V230H177ZM210 229H212V228H210ZM213 229V230H214ZM248 229H245V230H248ZM68 230V229H67ZM110 230V231H109ZM130 230V229H129ZM138 230V231H139ZM158 230H160V229H158ZM158 230H156V232L157 233H159V231ZM188 230V229H187ZM186 230V231H187ZM259 230V229H258ZM133 231V232H134ZM160 231H162V230H160ZM169 231V230H168ZM185 231V230H184ZM184 231H183V233H184ZM248 231V232H249ZM132 232V233H133ZM177 232V233H176ZM175 232V230H174V234H178L179 232V234L180 235H186V234H181V231H179V229H178V231H176ZM248 232H246V233H248ZM249 232V233H250ZM135 233V232H134ZM190 232H189V230H188V233L187 234H189ZM190 233V234H191ZM210 233V234H209ZM244 233V232H243ZM104 234L105 233H103V236H104ZM128 234H129V232H128ZM136 234V233H135ZM134 234V235H135ZM141 234L139 235V236H141ZM178 234V235H179ZM189 234V235H190ZM126 235H127V232H126ZM157 234L155 233V236H156ZM160 235V234H159ZM173 235V234H172ZM204 235V234H203ZM123 237V238H121V237ZM131 236H132V238H130L131 240H133V239H135V238H133V235L131 234ZM130 236V237H131ZM136 236V235H135ZM138 236V235H137ZM152 236H154V235H151V237ZM154 236V237H155ZM188 235H186L185 237H187ZM253 236V237H252ZM83 237H85V236H83ZM151 237H149L148 238V236H147V238L148 239H150ZM157 237V236H156ZM155 237V238H156ZM164 237V236H163ZM169 237V236H168ZM172 237V236H171ZM176 241H179V240H177L178 238H182V239H185V238H183V237H180V236H177L176 235ZM192 237H190L191 239H192ZM206 237V236H205ZM214 237H212L214 240H215V238ZM54 238V237H53ZM153 238V237H152ZM209 239H210V237H208ZM257 238V237H256ZM52 239V238H51ZM55 239V238H54ZM83 240H87V239H84V238H82ZM112 239H114V241H110V240H112ZM140 239V238H139ZM154 239V238H153ZM157 239V238H156ZM160 239V238H159ZM162 239V238H161ZM170 240V242H172L173 244V247H171V245L169 246V244H171L170 242L168 243L167 242V245H166V247L167 246H169V250H163V249H161L160 248V246L161 245H158L159 246V250H162V251H164L163 252V254H160V255H163L165 258H167V256H170V258H172V259H168L169 261H173L172 262V264H199V262H198V260L197 261H195V259L196 258H194V259H190V257H187L186 256V252H188L187 251V247L185 246V248L180 244V243H178V242H176V241H174L173 239H175V237L173 236V238H172V241H171V238H169ZM206 239V238H205ZM56 240V239H55ZM131 240H129L128 239V242H127V245L129 244V242H131ZM168 240V239H167ZM181 240V239H180ZM204 240V239H203ZM264 240V239H263ZM120 241V243H118ZM127 241V240H126ZM125 241V242H126ZM133 241H135V243H133L132 245H137V243L139 244V242H138V238H137V240H133ZM132 241V242H133ZM136 241H137V243H136ZM147 240H144V242L146 243H144L145 244V246H147V244H149V243H152V241L150 242H146ZM156 241V240H155ZM165 241V240H164ZM182 241V244H186V242H189V241H183V240H181ZM181 241H179V242H181ZM208 241V240H207ZM216 241V242H217ZM259 241H261V240H259ZM52 242V241H51ZM166 242V241H165ZM175 242V243H174ZM184 242V243H183ZM215 242V243H216ZM263 242V241H262ZM190 243V242H189ZM194 243H193V245H194ZM202 243V242H201ZM205 243V242H204ZM260 243L261 244H263L262 246H260ZM116 244H118V245H116ZM124 244V243H123ZM122 244V245H123ZM131 244V243H130ZM142 244H139L138 246H136L137 247V251L135 250L136 249V247L134 246L133 248H134V250L136 251V252H138V250L140 251V250H142V249H146V250H150V252H151V250L152 249H150V246H152L153 247V249H155L154 248V245H156V244H154V245H150L149 247H145V246H143L144 248H141V246L140 245H142ZM163 244H164V242H163ZM184 244V245H185ZM208 244H209V242H208ZM218 244V243H217ZM217 244H216V246H217ZM42 245H44V243L42 244ZM53 245V244H52ZM192 244L190 243V247H188V248H192V246H191ZM203 245H205V244H203ZM210 245V244H209ZM211 245H213L212 243H211ZM210 245V246H211ZM46 246V245H45ZM44 246V247H45ZM116 246H118V248L117 249H115L116 248ZM124 246V245H123ZM122 246V247H123ZM129 247H130V245H128ZM158 246H156V249L155 250H153L154 252L156 251V250H158L157 249V247ZM165 246V245H164ZM188 246V245H187ZM199 246V245H198ZM197 246V247H198ZM206 246H207V244H206ZM47 247V246H46ZM151 247V248H152ZM166 247H165V249H166ZM194 248H196L195 247V245L193 246ZM256 247L258 248V249H256ZM260 247H261V249H260ZM133 248H129V249H133ZM139 248V249H138ZM141 248V249H140ZM168 248V247H167ZM171 248H173V252L171 253ZM182 248L184 249V251H185V255H184V253H183V250H182ZM193 248V249H194ZM201 248V247H200ZM204 248V247H203ZM216 248H218V247H216ZM225 248H224V251H225ZM15 249V248H14ZM13 249V250H14ZM44 249V248H43ZM47 249H48V247H47ZM144 249V250H145ZM197 249V248H196ZM196 249H195V251H196ZM128 250V249H127ZM190 250H192V249H190ZM216 250V249H215ZM227 250V249H226ZM233 250V251H232ZM44 251V250H43ZM49 251V250H48ZM51 251V250H50ZM132 251V250H131ZM151 252L152 253V255H149L148 256V260L147 261H152V262H156V259L154 258L155 257V255H153L154 254V252ZM162 251L161 252H159L158 251V253H162ZM165 251H170V254H169V252H165ZM194 251V250H193ZM192 251V252H193ZM200 251H201V249H200ZM19 252V251H18ZM142 252V251H141ZM145 252V256L143 255V254H141V255H143L144 257H146L147 255H148V253H146V251H144ZM144 252H142V253H144ZM157 252V251H156ZM155 252V254L157 255V253ZM205 253H206V251H204ZM207 252H209V251H207ZM211 252H212V250H211ZM231 252H230V254H231ZM15 253V252H14ZM14 253H13V255H14ZM38 253H40V252H38ZM43 253H45V252H43ZM42 252H41V254H43ZM113 253V252H112ZM135 253V252H134ZM140 253V252H139ZM165 253H167L168 255H166ZM204 253V254H205ZM10 254V253H9ZM17 254V253H16ZM147 254V255H146ZM150 254V253H149ZM190 254V253H189ZM192 254V253H191ZM199 254V253H198ZM203 254V255H204ZM208 254H211L210 252L208 253ZM208 254H206V255H208ZM227 254H228V252H227ZM8 255V254H7ZM18 255V254H17ZM47 255H48V252H47ZM64 256V257H62V256ZM131 255V254H130ZM137 255V254H136ZM166 255V256H165ZM196 255V254H195ZM231 255H233V254H231ZM9 256V255H8ZM7 256V257H8ZM15 256V255H14ZM14 256H10V257H14ZM35 256H38V255H35ZM34 256V257H35ZM45 256H46V254H45ZM50 256V255H49ZM61 256V257H60ZM111 256H113L112 254H111ZM138 256H140V255H138ZM150 256H154V257H150ZM194 256V255H193ZM198 256V255H197ZM200 256H202V254H200ZM200 256H199V258H200ZM209 256V255H208ZM230 256V255H229ZM2 257V256H1ZM19 257H20V255H19ZM39 257H43V256H39ZM134 257V256H133ZM136 257V256H135ZM154 258V260L152 259H150V258ZM159 257V259L161 260V259H163L164 260V258H161L160 256H158ZM196 257V256H195ZM205 257H207V256H205ZM231 257V256H230ZM5 258V257H4ZM25 258V257H24ZM32 258H33V256H32ZM49 258V257H48ZM47 258V259H48ZM52 258V257H51ZM50 258V259H51ZM66 258V259H65ZM110 258V257H109ZM198 258V259H199ZM208 258V257H207ZM210 258V257H209ZM0 259H3V258H0ZM30 259V258H29ZM37 259V258H36ZM46 259V260H47ZM49 259V260H50ZM72 259L73 260H75V261H72ZM112 259V258H111ZM158 258H157V260L158 261H160ZM167 259H165V260H167ZM225 259H228V258H225ZM224 259V260H225ZM240 259L238 260L237 259V262L238 261H240ZM12 260V261H11ZM11 260H9V261H11V262H13V264H16V262H17V260L19 261V260H21V259H17V257H14L13 259H11ZM25 260V259H24ZM26 260H27V258H26ZM33 260V259H32ZM42 260H43V258H42ZM135 260V259H134ZM138 260V259H137ZM145 260V263H146V259H144ZM167 260V261H168ZM200 260V259H199ZM205 260V259H204ZM235 260V259H234ZM0 261H2V260H0ZM9 261H8V263H9ZM27 261H29V260H27ZM35 261V260H34ZM34 261H32V262H34ZM41 261V260H40ZM52 261H53V259H52ZM110 261V260H109ZM132 261V260H131ZM130 261V262H131ZM149 261V262H150ZM166 261V262H167ZM168 261V264L169 263H171V262H169ZM203 261V260H202ZM205 261H207V260H205ZM210 261V260H209ZM229 261V260H228ZM232 261V260H231ZM10 262V263H11ZM20 262V261H19ZM46 262V261H45ZM56 262V261H55ZM149 262H147L146 264H148ZM152 262H151V264H152ZM161 262H163L162 260H161ZM208 262V261H207ZM225 262V261H224ZM241 262V264H244V263H242ZM7 263V261H6V264H8ZM9 263V264H10ZM20 263H22V262H20ZM19 263V264H20ZM41 263V262H40ZM54 262H51V261H47L46 262V264H53ZM110 263V262H109ZM132 263V262H131ZM160 262H158L157 264H159ZM164 263V262H163ZM201 263H204V262H200V264ZM211 263H213V262H211ZM210 262L209 263H206V264H211ZM234 264H235V262H233ZM233 263H231V264H233ZM2 264H4V261H3V263ZM12 264V263H11ZM17 264H18V262H17ZM22 264H33V263H31V261L30 262H24L23 261V263ZM37 264V263H36ZM41 264H43V263H41ZM57 264V263H56ZM62 264V263H61ZM137 264V263H136ZM142 264H143V262H142ZM162 264V263H161ZM165 264V263H164ZM167 264V263H166Z\"/></svg>", "mask_w": 264, "mask_h": 264}]
</instances>
